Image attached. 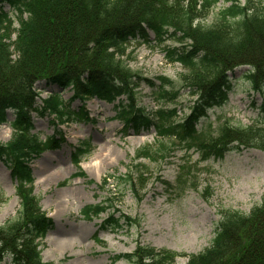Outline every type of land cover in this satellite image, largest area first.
<instances>
[{
    "label": "trees",
    "instance_id": "1",
    "mask_svg": "<svg viewBox=\"0 0 264 264\" xmlns=\"http://www.w3.org/2000/svg\"><path fill=\"white\" fill-rule=\"evenodd\" d=\"M220 0H0V124L11 129L9 141L0 143V161L15 180L20 206L13 219L0 227V264H53L42 260L38 248L52 228L33 194L31 162L47 149L64 141L54 136L40 141L32 135L33 116L52 117L53 122L87 120L82 109L72 110L75 100L97 99L114 103V119L122 124L123 136L153 129L160 138L174 139L184 150L195 148L202 161L221 160L240 146L264 150V128L219 127L216 136L200 133L197 126L208 110L226 103L232 89L229 73L249 66L245 74L255 91L264 89V1L228 0L211 26L199 22ZM10 8L14 15L4 10ZM17 23V27L14 23ZM14 36V38H13ZM153 36V39L150 38ZM132 40L179 46L166 48L165 56L187 72L182 85L194 99L179 120L176 110L157 107L146 111L137 105V88L144 83L154 89L155 101L170 102L179 96L173 81H159L131 71L117 56ZM43 82L61 92L71 91L70 103L61 93L39 98L35 84ZM169 87V89L167 88ZM183 87V86H182ZM124 98L125 101L119 100ZM38 100L40 104H38ZM157 103V104H158ZM13 119L7 120V112ZM58 137V138H57ZM90 152L82 143L72 153V163ZM78 176H83L78 171ZM128 182V177H125ZM169 186L168 183H164ZM111 203L86 205L83 218L107 214L102 230H118L132 219L114 217ZM209 246L196 254L177 253L150 246H137L131 253L115 255L110 264L126 260L136 264H264V194L259 206L248 214L222 210Z\"/></svg>",
    "mask_w": 264,
    "mask_h": 264
},
{
    "label": "rangeland",
    "instance_id": "2",
    "mask_svg": "<svg viewBox=\"0 0 264 264\" xmlns=\"http://www.w3.org/2000/svg\"><path fill=\"white\" fill-rule=\"evenodd\" d=\"M228 4V0H220L200 19L201 25L211 26L219 10ZM4 10L14 15L9 7L4 6ZM14 26L17 27L16 22ZM153 41L132 40L116 53L131 71L154 79L156 85L159 83L156 78L161 76L173 81L180 93L170 102H156L155 88L144 83L136 92L138 106L146 111L158 106L174 108L177 117L173 121H176L189 112L194 99L182 85L185 82L182 76L187 71L165 56L166 48L179 46L178 43L168 40L159 45ZM249 69V66H240L229 73L232 89L228 99L220 107L208 110L207 117L197 126L200 133L216 136L223 126L264 128V89L251 88L245 75ZM35 88L40 99L59 92L62 101L70 103L71 91L61 92L43 82L36 83ZM119 100L125 101L123 97ZM117 102L72 101L71 109H82L88 115L87 120L56 125L48 115L33 116L31 134L37 135L40 141L54 136L56 130L64 139L58 147L47 149L30 164L33 194L39 200L41 212L52 221V228L37 242L44 262L110 264L111 257L131 253L137 246L196 254L212 241L220 211L248 214L261 204L264 150L240 146L221 160L202 161L195 148L184 150L174 139L157 137L153 129L139 134L131 129L123 136L122 124L114 119ZM13 117V112L8 111L7 120ZM10 136L8 124H1L0 143L9 141ZM82 143H88L90 152L82 158L78 170L71 161L72 153ZM78 171L83 176H78ZM16 187L9 169L0 161V227L13 219L19 209ZM104 201L111 203L114 217H128L133 225L129 227L122 220V228L102 230L106 213L89 219L81 216L80 211L86 205ZM186 261L180 256L175 264ZM1 264L11 263L7 258ZM115 264L136 263L119 260Z\"/></svg>",
    "mask_w": 264,
    "mask_h": 264
},
{
    "label": "bare ground",
    "instance_id": "3",
    "mask_svg": "<svg viewBox=\"0 0 264 264\" xmlns=\"http://www.w3.org/2000/svg\"><path fill=\"white\" fill-rule=\"evenodd\" d=\"M85 170H86V168L85 167H83Z\"/></svg>",
    "mask_w": 264,
    "mask_h": 264
}]
</instances>
